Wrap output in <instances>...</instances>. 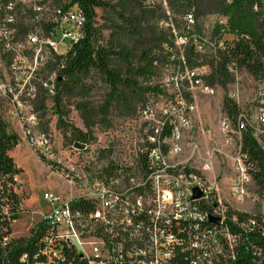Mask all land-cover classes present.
<instances>
[{"label": "built area", "instance_id": "2783aa9c", "mask_svg": "<svg viewBox=\"0 0 264 264\" xmlns=\"http://www.w3.org/2000/svg\"><path fill=\"white\" fill-rule=\"evenodd\" d=\"M186 22L193 23L191 15ZM84 24L85 17L72 0H0L1 118L20 125L29 147L68 187L66 199L53 192L43 193L46 210L39 213L28 233L44 222L48 226L43 238L47 247L63 241L87 264L234 261L236 247L247 238L230 231L228 209L258 213L264 238V190L255 186L241 147L242 132L249 128L264 156V89L251 100L259 104L254 111L239 110L236 126L225 117L219 122L222 148L232 163L229 200L221 196L215 180L207 178L211 157L203 154L190 136L195 108L192 92L213 95V88L205 84V67L185 73L192 102L177 96L162 104L149 103L131 119L138 127L139 139L133 161L74 165L54 152L49 135L38 127L41 121L51 119L58 73L82 38ZM184 42L178 39L177 45ZM240 89L235 71L228 98L236 105ZM42 99L44 108L39 109L36 105ZM189 162L200 168L190 167ZM194 189L201 194L199 198H193ZM245 200L253 202L254 208L241 210L230 204ZM209 217L218 223L210 222ZM230 222L243 233L256 225L252 220L238 224L234 217ZM46 254L55 255L50 249Z\"/></svg>", "mask_w": 264, "mask_h": 264}, {"label": "trees", "instance_id": "16d2710c", "mask_svg": "<svg viewBox=\"0 0 264 264\" xmlns=\"http://www.w3.org/2000/svg\"><path fill=\"white\" fill-rule=\"evenodd\" d=\"M85 17L82 38L72 47L62 63L54 97L53 112L62 122L66 115V97H85L97 84L107 88L104 105L91 108L86 102L76 104L80 117L91 130L98 118H105L110 108L128 119L149 103L169 98L168 88L175 95L192 102L185 73L200 67L208 69L205 84L225 91L234 83V72H245L253 79L256 89L264 86V0H72ZM101 11L97 22L96 11ZM193 23L188 25L186 17ZM214 17L215 22L205 31L203 21ZM103 31L108 32L107 38ZM183 44L177 45V40ZM256 90L258 93L260 90ZM135 104H139L137 111ZM259 104L253 101L246 110L254 111ZM37 108H44L40 100ZM239 107L228 97L222 112L233 126ZM251 111L249 112L251 114ZM242 137V154L258 190H264V156L246 128ZM77 141V140H76ZM74 141L86 144L88 141ZM20 139L10 132L0 114V264H87L74 249L63 241L48 247L43 238L48 232L44 222L34 225L26 237L12 239L11 225L22 214L23 195L18 192L17 176L22 173L10 152ZM38 159L45 163L36 153ZM231 232L247 238L235 249L234 261L220 264H264V238L260 236L262 220L258 213L247 214L227 210ZM238 224L249 220L256 224L252 230L241 232ZM54 251L55 255L46 254Z\"/></svg>", "mask_w": 264, "mask_h": 264}, {"label": "rangeland", "instance_id": "374dc122", "mask_svg": "<svg viewBox=\"0 0 264 264\" xmlns=\"http://www.w3.org/2000/svg\"><path fill=\"white\" fill-rule=\"evenodd\" d=\"M96 13V20L98 24H101V11L97 10ZM214 22V17H207L203 21L205 31H209ZM107 36L108 32L103 31V37L107 38ZM237 76L241 87L237 106L244 110L250 105L256 90L259 88L256 89L253 79L245 72L238 70ZM187 87H184L186 92L188 91ZM175 89V87H170L167 91L172 99H176L174 97ZM260 89H264V86H260ZM107 91L103 84H97L85 97H66L63 100L66 115L62 122H59L58 116L53 115L54 112H52L51 119L39 123V130L49 135L54 152L64 158L65 161H70L74 165H107L117 161L134 160V146L139 142L138 127L132 124V120L128 119L130 117L120 113L121 110H116L115 105L110 108L107 117L98 118V123L91 130L80 117L76 104L86 102L91 108L98 109L104 105ZM229 91H231L230 85L225 91L219 87H214L213 95L210 96L202 95L196 90L192 92L195 108L191 116L192 130L190 135L198 142L202 153L211 157L212 170L206 173V176L212 181L215 180L221 196L227 200H229L228 184L233 172L231 160L225 156L222 148L219 122L224 117L222 103L224 98L228 97ZM168 99H160L161 104ZM135 106V111H137L140 105L135 104ZM5 123L8 130L16 133L20 139L18 146L10 152L15 164L22 169V173L16 178L19 184L18 192L23 195L22 214L18 221L12 223L10 237L18 239L28 235L31 225L39 219V213L46 210V204L42 199L43 193L53 192L66 199L68 187L53 169L38 159L36 152L26 143L20 125L13 121H5ZM76 140L80 142L87 140L88 142L81 144ZM74 141L83 146V149L74 148L76 144ZM184 147L185 153H187L188 139L185 141ZM189 166L194 169L200 168V165L192 162H189ZM231 203L241 210H251L255 205L246 200L243 203Z\"/></svg>", "mask_w": 264, "mask_h": 264}, {"label": "water", "instance_id": "95a60500", "mask_svg": "<svg viewBox=\"0 0 264 264\" xmlns=\"http://www.w3.org/2000/svg\"><path fill=\"white\" fill-rule=\"evenodd\" d=\"M74 147H75L76 149H79V150L83 149V146H80V145H78V144H75ZM193 193H194V196H193L194 199L199 198V197L201 196V194L198 193L197 189H194V190H193ZM209 220H210V222L218 223L217 220H214V219H212L211 217H209Z\"/></svg>", "mask_w": 264, "mask_h": 264}]
</instances>
